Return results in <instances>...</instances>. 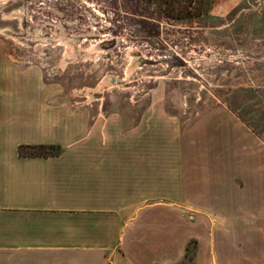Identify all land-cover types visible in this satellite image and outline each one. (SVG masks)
<instances>
[{
	"label": "crops",
	"instance_id": "0c3cea01",
	"mask_svg": "<svg viewBox=\"0 0 264 264\" xmlns=\"http://www.w3.org/2000/svg\"><path fill=\"white\" fill-rule=\"evenodd\" d=\"M169 131L73 108L0 38V264H184L192 243L194 264H217L247 193L234 200L227 152Z\"/></svg>",
	"mask_w": 264,
	"mask_h": 264
},
{
	"label": "rangeland",
	"instance_id": "374dc122",
	"mask_svg": "<svg viewBox=\"0 0 264 264\" xmlns=\"http://www.w3.org/2000/svg\"><path fill=\"white\" fill-rule=\"evenodd\" d=\"M0 38L73 108L161 114L172 139L227 152L248 217L217 264H264V0H0Z\"/></svg>",
	"mask_w": 264,
	"mask_h": 264
},
{
	"label": "trees",
	"instance_id": "16d2710c",
	"mask_svg": "<svg viewBox=\"0 0 264 264\" xmlns=\"http://www.w3.org/2000/svg\"><path fill=\"white\" fill-rule=\"evenodd\" d=\"M21 154H26V155H47L48 152L46 151L45 147H24L20 149Z\"/></svg>",
	"mask_w": 264,
	"mask_h": 264
}]
</instances>
